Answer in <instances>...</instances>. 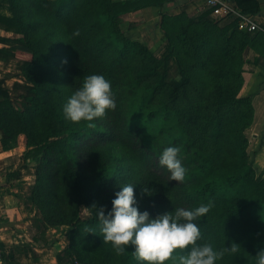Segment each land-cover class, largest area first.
Instances as JSON below:
<instances>
[{
  "label": "trees",
  "instance_id": "16d2710c",
  "mask_svg": "<svg viewBox=\"0 0 264 264\" xmlns=\"http://www.w3.org/2000/svg\"><path fill=\"white\" fill-rule=\"evenodd\" d=\"M4 1L10 15L0 12V33L6 34L0 35V59L15 45L28 55L19 69L25 82L8 89L0 80L2 148L11 151L26 136L20 167L6 178L21 180L32 170L31 201L45 228H67L70 264H146L133 246L117 254L103 240L92 207L107 214L124 183L136 185L139 211L150 218L211 203L195 221L197 243L236 248L216 264H256L264 250V175L250 159L254 107L241 91L246 66L264 68V28L241 29L238 14L257 16L260 0H231L234 13L227 15L208 8L163 16L162 57L122 27V17L145 0ZM91 74L111 81L116 107L92 122L66 119L63 105ZM128 100L147 108L141 127L170 117L153 136L159 145L180 147L187 164L182 182L170 180L158 153L142 141Z\"/></svg>",
  "mask_w": 264,
  "mask_h": 264
},
{
  "label": "clouds",
  "instance_id": "9594fccd",
  "mask_svg": "<svg viewBox=\"0 0 264 264\" xmlns=\"http://www.w3.org/2000/svg\"><path fill=\"white\" fill-rule=\"evenodd\" d=\"M115 107L111 81L102 74H91L84 77L62 110L65 118L73 122H92ZM180 151V147L173 144L164 148L159 156V165L168 170L170 180L177 182L184 180L187 171ZM135 187L133 183L120 184L107 214L103 208L92 206L97 209L96 215L101 221L103 240L110 242L117 254L124 253L131 245L137 260L146 264H168L169 261L171 264H216L224 251H236L232 245L217 250L210 243H197L201 232L195 221L209 212L211 203H201L190 209L178 207L150 218L148 211H139ZM142 191L151 196L148 189ZM177 249L182 251L177 252ZM255 259L256 264H264V250L259 251Z\"/></svg>",
  "mask_w": 264,
  "mask_h": 264
},
{
  "label": "crops",
  "instance_id": "0c3cea01",
  "mask_svg": "<svg viewBox=\"0 0 264 264\" xmlns=\"http://www.w3.org/2000/svg\"><path fill=\"white\" fill-rule=\"evenodd\" d=\"M145 1L144 7L123 16L121 23L127 37L140 41L151 51V44H160V48L155 52L159 57H162L166 51L163 43L165 33L162 29L163 16L170 18L182 14L194 16L208 9L204 0ZM260 2L261 12L256 18L259 27L264 28V0ZM0 12L10 15L7 9H0ZM2 33L4 32L0 35L4 36ZM3 47L5 46L0 44V48ZM175 62V59L170 60V68ZM245 91L255 92L244 96L252 97L253 123L256 122V129H260L256 132V168H254L258 175H264V68L262 66H246L241 94L243 95ZM25 150V135L19 137L18 146L11 151H4L0 143V242L8 252L10 261H14L15 264H70L68 241L58 233L59 229L63 230L65 227L45 228L40 221L37 208L31 201L33 176L24 175L21 180L9 182L6 178L8 174L19 169L20 157ZM21 186H24V195H20ZM8 188L11 191L5 192ZM7 214H10V217Z\"/></svg>",
  "mask_w": 264,
  "mask_h": 264
},
{
  "label": "rangeland",
  "instance_id": "374dc122",
  "mask_svg": "<svg viewBox=\"0 0 264 264\" xmlns=\"http://www.w3.org/2000/svg\"><path fill=\"white\" fill-rule=\"evenodd\" d=\"M1 2V10H6L7 6H6V2L4 0H0ZM173 27H171L172 29ZM3 35H6L5 33H2ZM9 36H12V34H9ZM160 44H151L150 47L152 49V51L157 52V50L160 48ZM9 57H5L2 59V65H0V80L5 81V86L6 88L10 89V88H14V84L16 82H25V79L22 75V73L19 71L20 67L22 66V64L24 63V61L27 59L28 55L25 53V51L18 45H15L14 47L10 48L8 51ZM245 94H255L254 91H245L243 93V95ZM127 104V102H126ZM256 106L258 108V104L256 103ZM137 105L134 104V102H132L131 100H128V112H129V116L130 119L132 121V123L135 126V129L137 130V132L140 134L142 141L147 144L149 146V148L158 153V155L160 156V154L162 153L163 149L172 145V141L168 142V143H161L159 145V141L155 140V136L154 132L156 131V129L161 126L164 125L165 123H168L170 121V117L168 116H161L159 117V119L157 120V122L155 123L154 126L152 125H148L145 127H141V122L144 121V115L147 112V108L146 109H140L137 108ZM256 116V115H255ZM254 122V120H253ZM260 129H256V122L253 123V126L251 127L250 130H248V137H249V141H250V145H249V155H250V159L253 162L254 167L256 168V132H259ZM179 156L181 158V161L183 163V165L185 166L186 170H187V164H186V157L183 153H179ZM24 173H26V175H28L29 173H32V170L29 169H25L23 171ZM186 178V176H185ZM21 190V194L20 195H24L25 189L24 186L20 187ZM11 190L5 189V192H10ZM19 195V194H16ZM85 215H87L88 213L85 211L84 212ZM8 217H10V214H7ZM12 216V215H11ZM67 231V228H64L63 230L59 229L58 233L60 235H62L63 237L65 236V233ZM13 264H15V262L13 261Z\"/></svg>",
  "mask_w": 264,
  "mask_h": 264
},
{
  "label": "built area",
  "instance_id": "2783aa9c",
  "mask_svg": "<svg viewBox=\"0 0 264 264\" xmlns=\"http://www.w3.org/2000/svg\"><path fill=\"white\" fill-rule=\"evenodd\" d=\"M206 6L212 10L213 15H227L230 13H234V8L232 6V2L230 0H204ZM240 23L239 27L248 32H254L260 29L259 24L257 22L256 16L252 15H240ZM0 264H11L9 254L0 242ZM71 264H84L77 260H71Z\"/></svg>",
  "mask_w": 264,
  "mask_h": 264
}]
</instances>
